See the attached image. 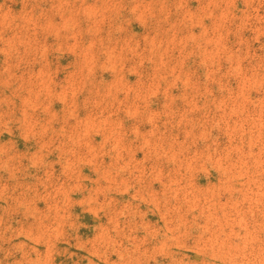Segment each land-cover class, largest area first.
I'll use <instances>...</instances> for the list:
<instances>
[{
    "label": "rangeland",
    "instance_id": "374dc122",
    "mask_svg": "<svg viewBox=\"0 0 264 264\" xmlns=\"http://www.w3.org/2000/svg\"><path fill=\"white\" fill-rule=\"evenodd\" d=\"M0 264H264V0H0Z\"/></svg>",
    "mask_w": 264,
    "mask_h": 264
}]
</instances>
